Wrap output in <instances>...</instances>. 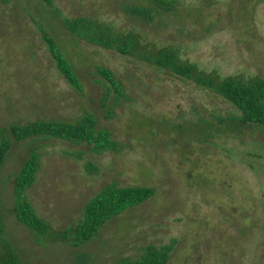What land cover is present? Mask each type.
Masks as SVG:
<instances>
[{
    "label": "rangeland",
    "instance_id": "1",
    "mask_svg": "<svg viewBox=\"0 0 264 264\" xmlns=\"http://www.w3.org/2000/svg\"><path fill=\"white\" fill-rule=\"evenodd\" d=\"M52 1L58 16L41 0H0V128L44 118L74 121L88 112L128 148L95 155L56 139L12 140L0 200L7 236L24 264H75L79 254L87 256L80 264H113L165 245L172 246L167 264H264V128L232 131L226 119L237 111L219 96L77 41L61 22L95 17L172 45L204 70L264 78V0H180L175 13L148 24L124 14L132 0ZM40 27L66 49L81 91L58 74ZM97 65L115 72L129 96L108 120ZM34 145L41 167L28 196L55 229L77 222L86 202L110 183L148 186L155 194L80 248L39 246L10 214L13 178ZM87 161L98 171H86Z\"/></svg>",
    "mask_w": 264,
    "mask_h": 264
},
{
    "label": "trees",
    "instance_id": "2",
    "mask_svg": "<svg viewBox=\"0 0 264 264\" xmlns=\"http://www.w3.org/2000/svg\"><path fill=\"white\" fill-rule=\"evenodd\" d=\"M41 1L58 16L59 12L52 0ZM179 6L180 0H132L125 5L124 14L148 24L155 22L161 15L175 13ZM61 22L77 41L148 64L219 96L237 111L226 119L227 128L232 131L264 128L263 77L243 74L222 76L216 70H204L196 63L184 59L179 49L172 45L158 46L154 42L145 41L135 30H117L112 24L95 17H62ZM40 32L60 77L72 88L81 91V78L66 49L48 30L40 27ZM95 74L100 77L96 81L103 87L100 107L105 110L104 119L108 120L114 116L118 107L129 101V96L124 83L108 67L97 65ZM30 139H56L77 146L85 145L95 155L119 153L128 148V145L116 140L109 130L100 128L96 117L88 112L74 121L44 118L26 124L13 123L0 128V179L13 145L12 140L20 143ZM81 155L76 156L80 158ZM41 156L40 146L34 145L24 158L12 181L10 210L15 220L32 233L34 242L39 246L61 243L80 248L93 240L109 221L130 208L143 204L155 194V189L148 186H120L110 183L86 202L77 222L58 230L36 212L28 196V190L33 186L41 167ZM84 167L89 173L98 171L89 161ZM171 251V245L160 248L148 246L137 257L120 258L113 264H167ZM75 259V264H80L81 261H86L87 256L79 254ZM0 264H24L7 236L1 200Z\"/></svg>",
    "mask_w": 264,
    "mask_h": 264
}]
</instances>
